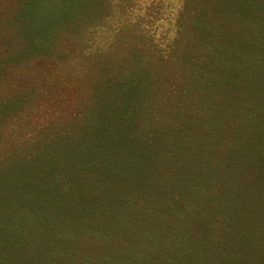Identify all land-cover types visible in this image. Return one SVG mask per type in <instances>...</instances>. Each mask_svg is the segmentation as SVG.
<instances>
[{
  "label": "rangeland",
  "instance_id": "1",
  "mask_svg": "<svg viewBox=\"0 0 264 264\" xmlns=\"http://www.w3.org/2000/svg\"><path fill=\"white\" fill-rule=\"evenodd\" d=\"M0 264H264V0H0Z\"/></svg>",
  "mask_w": 264,
  "mask_h": 264
}]
</instances>
